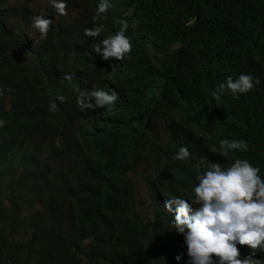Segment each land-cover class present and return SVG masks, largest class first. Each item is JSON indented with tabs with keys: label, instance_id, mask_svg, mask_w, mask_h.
Masks as SVG:
<instances>
[{
	"label": "trees",
	"instance_id": "1",
	"mask_svg": "<svg viewBox=\"0 0 264 264\" xmlns=\"http://www.w3.org/2000/svg\"><path fill=\"white\" fill-rule=\"evenodd\" d=\"M66 2V16L42 3L53 24L47 39H33L40 4L0 0V264H162L177 255L189 264L166 200L191 202L202 159L256 153L264 169V0H109L95 38L84 29L100 0ZM116 20H127L132 51L106 61L93 49L119 30ZM240 72L259 79L254 91L216 101L215 88ZM93 87L118 93L110 111L79 110L77 88ZM224 139L248 148L225 151ZM181 146L191 153L183 161L174 159ZM237 246L264 264V249Z\"/></svg>",
	"mask_w": 264,
	"mask_h": 264
},
{
	"label": "clouds",
	"instance_id": "2",
	"mask_svg": "<svg viewBox=\"0 0 264 264\" xmlns=\"http://www.w3.org/2000/svg\"><path fill=\"white\" fill-rule=\"evenodd\" d=\"M22 1V0H21ZM46 0H39L40 4ZM52 7L61 16L67 15L66 0H50ZM112 7L109 0H100L93 16V25L84 29L87 37H100L105 32L103 23H96L108 9ZM121 25L114 34H109L100 43L95 44L93 51L103 60L114 59L123 61L125 56L132 51V42L125 35L128 29L127 20H116ZM52 19L46 18L43 10L39 15L32 17L31 27L37 30L41 39H47ZM237 79L227 77L224 83L219 84L211 93L216 101L228 92L232 95L254 91L260 83L249 72L237 73ZM73 76L67 74L62 80L71 81ZM77 97V106L81 112L107 108L109 111L119 99L118 93L93 87L80 90ZM3 89H0V95ZM61 104L65 97H57ZM57 110L56 103L49 104V111ZM5 121L0 119V128L5 126ZM199 123L195 133L201 129ZM221 149L225 151H246L248 145L244 141H220ZM215 151V149H212ZM224 155V153H222ZM191 153L186 147L181 146L175 155L176 160H186ZM196 178L197 186L194 187V198L189 202L180 197L168 198L165 209L169 212L175 206V218L172 221L175 232L184 236L187 246L189 264H254L246 248L239 252L237 244L247 246L252 250V255L259 249H264V169L261 168L258 156L254 153L250 159L237 158L225 163H209ZM181 255L175 259L179 261ZM252 258H256L253 256ZM170 260V259H168ZM167 260V262H168ZM171 261H174L171 259Z\"/></svg>",
	"mask_w": 264,
	"mask_h": 264
},
{
	"label": "rangeland",
	"instance_id": "3",
	"mask_svg": "<svg viewBox=\"0 0 264 264\" xmlns=\"http://www.w3.org/2000/svg\"><path fill=\"white\" fill-rule=\"evenodd\" d=\"M33 1H36L37 3L40 4L39 0H33ZM45 3V1H44ZM44 6L43 4L41 3L40 4V11L43 10ZM37 34V30L31 28V33H30V37L34 39V37L36 36ZM136 199H137V204L138 206H140L142 209L145 208V205L148 203V194L146 192V189L144 187V184L143 182L141 181L140 179V171L138 172V175H137V184H136ZM144 201L143 204H141V202ZM176 256H167L166 258H164L161 263L162 264H176L175 262L171 261L172 260H175ZM170 259V260H168ZM168 260V262H167Z\"/></svg>",
	"mask_w": 264,
	"mask_h": 264
}]
</instances>
